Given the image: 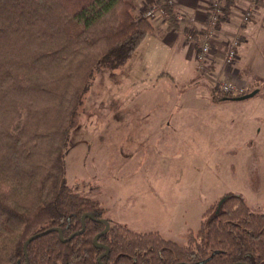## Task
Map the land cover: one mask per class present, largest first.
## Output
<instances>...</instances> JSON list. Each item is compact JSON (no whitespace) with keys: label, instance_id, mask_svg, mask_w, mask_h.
Returning a JSON list of instances; mask_svg holds the SVG:
<instances>
[{"label":"trees","instance_id":"1","mask_svg":"<svg viewBox=\"0 0 264 264\" xmlns=\"http://www.w3.org/2000/svg\"><path fill=\"white\" fill-rule=\"evenodd\" d=\"M235 2L225 0L217 29ZM136 7V0H0V264H264V212L237 192L216 200L184 244L159 232L136 236L117 222L99 238L102 247L94 244L105 228L97 219L108 218L69 185L68 140L95 70L123 67L154 31ZM165 11L172 25L175 9ZM211 96L238 97L215 87ZM86 213L94 218L69 238ZM56 227L65 240L51 230L24 254L29 237Z\"/></svg>","mask_w":264,"mask_h":264},{"label":"crops","instance_id":"2","mask_svg":"<svg viewBox=\"0 0 264 264\" xmlns=\"http://www.w3.org/2000/svg\"><path fill=\"white\" fill-rule=\"evenodd\" d=\"M144 1L136 0V11L139 14L145 11L144 6L141 7ZM161 3L162 0H151V5ZM211 3L212 0H179L175 8L176 20L171 22L172 25L169 24L167 16H158L156 20L151 19L154 31L147 36L134 56L119 68L123 71L118 79L121 83L120 87L126 86L132 89L141 87L145 94L148 93V87L151 85H154L153 89H155L159 83L168 81L175 86L177 80L186 82L188 79L196 83H187V87L184 85L182 89L178 88L179 94L182 93L183 96L193 93L194 89L201 90L198 95H187L189 97L185 101L179 102L178 98L171 109H165L169 115L165 116L167 122L163 123L164 125L152 129L149 133L144 132L143 129H137L136 143H143L136 145L133 154L124 159L119 157L124 147L122 143L118 145L114 155L107 154L109 161L106 165L108 168H115V171L114 175L110 176L112 182L109 184L108 192L98 189L97 198L107 208L108 215L115 222L121 223L136 233H150L158 230L165 239L175 241L176 237L181 239L175 233V230L179 228V209L183 210L187 197L196 200L202 188L208 189V179L203 182L201 178L202 165L211 166L213 154L212 150H207V147H213V141L216 140L212 138V130L198 127L197 123L189 126V122L192 121L193 124L199 112L202 115L207 114L213 106L246 101L229 100L217 104L209 91L211 84L197 71L195 48L198 49L206 33L211 15ZM248 9L252 11V16L249 20H245L242 13L243 10ZM186 32L192 33L193 39L185 38ZM263 35L264 0H236L229 15L210 40L212 52L218 51L217 55H221L225 42L241 39L236 47L238 59L236 66L239 73L241 70L238 64L242 61L241 57L257 48V41ZM242 46L244 47L241 49ZM222 62L223 58L214 56L212 70L228 67ZM187 68L192 72L187 73ZM185 76L189 78L185 79ZM178 91L176 88L177 94ZM145 102L151 103L143 97L140 98L139 104L143 106L139 109L141 116L146 114L149 118L151 114L147 113ZM152 103V109L158 113L161 112L159 106L165 107L158 97H154ZM131 104L130 101L125 107L130 109ZM121 109L124 110V107ZM131 112V109L126 111L133 117ZM151 117L154 118V116ZM144 120L146 121V117L142 118V121ZM209 120L211 123L215 121L213 117ZM108 150H110L109 147ZM196 158L202 164H196ZM122 160L124 161L120 162ZM190 167H194V171L192 170L189 177L187 173ZM187 178H190V181L184 182ZM124 181H131L132 184L123 186ZM181 184L188 189L181 188ZM163 204L166 205V209L163 208ZM197 205H200V202ZM194 209L192 208V212L195 211ZM197 211H201L200 206Z\"/></svg>","mask_w":264,"mask_h":264},{"label":"rangeland","instance_id":"3","mask_svg":"<svg viewBox=\"0 0 264 264\" xmlns=\"http://www.w3.org/2000/svg\"><path fill=\"white\" fill-rule=\"evenodd\" d=\"M143 6L145 11L137 14L144 16L145 12L154 4L151 5V0H145L141 4V7ZM156 17L152 19H158L157 15ZM149 20L151 21L150 18ZM151 23L154 27L153 22ZM205 37L206 35L204 34L202 39ZM185 38H187L186 35ZM238 41L240 42L241 39H238ZM233 42H225V46H222L223 52H220L221 55H217L218 51H214L215 53L212 52V55L208 56L207 69L205 67L200 68V62L196 58L197 71L212 85L208 84L210 86V94L214 91V87L218 88L220 93H223L222 89L224 86L231 82L236 84L238 88L243 86L245 88L244 93L255 89L259 91L243 103L213 106L207 111V114L203 115L199 112L198 118L193 120V124L192 121L189 122V126L197 123L196 126L198 127L212 130V138L216 140L213 141V147H207V150H212L213 154L211 166L202 165L201 178L203 182L208 179V189L202 188V192L197 195L198 198L196 200L187 197L185 199V207H183V210L179 209L180 222L179 228L175 230V233L181 239L178 237H176V241L165 239L158 230L142 234L133 231L136 236L151 235L153 232H159L165 241L171 240L178 244H184L189 230L198 231L203 213L216 200L228 192L242 194L250 207L264 212V35L257 41V48L246 54V56L241 57L242 61L238 64L241 70L239 73L236 66L237 57L235 61L233 60L234 62H227V54ZM195 49L198 53V49ZM242 54L244 53L242 52ZM214 56L223 58L222 64L228 67H224V69L218 67L212 70ZM186 72L192 71L187 68ZM122 73L123 71H120L119 68L100 67L95 70L89 89L84 94L82 104L75 116L68 140L66 172L69 185L75 191L94 198L100 204L101 202L97 198L98 189H103L105 193L108 192L109 184L112 182L110 176H113L115 171V168H108L106 165L109 161L107 154L114 155L118 145L122 143L124 144L122 155L118 156L122 157V159L130 156L134 153L136 145L143 143H136L137 129H143L144 132L149 133L152 129L164 125L163 123L167 122L165 116L168 114L165 109H171L172 104L178 98L180 99L179 102H182L189 97L187 95H198L201 92L197 88L194 89L193 93L183 96L182 93L179 94L178 88L182 89L184 85L187 87V83H196V81L188 79L186 82L177 80V85L175 86L168 81L159 83L155 89H153L154 85H151L148 87V93L145 94L142 92L141 87H133V89L126 86L120 87L121 83L118 79H120ZM184 78L189 77L185 76ZM243 78L248 80V82L245 79L243 80ZM203 84L207 86L206 83ZM176 88L178 94L176 93ZM232 89L235 88L232 87ZM228 93L230 92L223 94ZM237 95L240 96V94ZM142 97L151 102H145L144 106L147 108V113H150L154 118L151 116L147 118L146 114L141 116L139 107L143 105L139 104V100ZM154 97L160 98L163 105H165V107L159 106V109H161L159 113L152 109ZM130 101L132 103L130 109L134 115L133 117L126 113L130 109L126 108L127 106L125 107V105ZM217 104H220V102ZM121 107H124V110ZM143 117H146V121H142ZM210 117L215 119L213 123L210 122ZM21 123L22 120L18 121L13 130L19 129ZM136 124L141 125L137 126ZM108 147L110 150H108ZM215 147L216 151H214ZM203 149L204 147H202ZM195 162L196 164H202L197 158ZM195 169L197 170L198 168ZM192 170L194 171V167H190L187 173L189 177L192 174ZM188 181H190V178L184 180V182ZM131 184V181L123 182V186ZM180 187L188 189L183 184ZM198 202H200V205H197ZM101 206L106 210L105 217L108 218V221L110 220V226L116 223L108 215L107 208L102 204ZM162 206L166 209V205L163 204ZM199 206L201 211L198 212ZM192 208H195V213L192 212Z\"/></svg>","mask_w":264,"mask_h":264},{"label":"built area","instance_id":"4","mask_svg":"<svg viewBox=\"0 0 264 264\" xmlns=\"http://www.w3.org/2000/svg\"><path fill=\"white\" fill-rule=\"evenodd\" d=\"M179 0H162V3L160 5H154L151 8H149L144 16L146 18H155L157 16H167L168 13L165 11V5H170L173 8H176L178 6ZM226 7H225V0H212L211 8H210V20L207 25L206 29V37L200 41L199 47H198V53H197V61L200 62V68L205 67L206 63L209 61L208 56L212 55V45L210 42V39L213 37L214 33L217 30V24L221 21L222 17L225 15ZM245 20H249L252 16L251 10H246L242 13ZM182 18V16H180ZM186 37L188 39H193L192 33L186 32ZM238 45V41H234L232 46L229 48V52L227 54V62L235 61L237 57L236 47ZM233 61V62H234ZM207 69V68H206ZM234 87L235 89H232ZM223 93L230 92L228 94H243L245 91V88L243 86L239 87L234 83H228L224 86L222 89Z\"/></svg>","mask_w":264,"mask_h":264},{"label":"water","instance_id":"5","mask_svg":"<svg viewBox=\"0 0 264 264\" xmlns=\"http://www.w3.org/2000/svg\"><path fill=\"white\" fill-rule=\"evenodd\" d=\"M258 91H259L258 89L252 90V91H250V92H248V93H246V94H243V95H240V96H238V97L233 98V100H246V99H250V98H252L254 95H256V94L258 93ZM86 217L94 218V217H93L92 215H90L89 213L84 214L83 217H82V223H83V228H82V230L77 231L76 233L72 234L69 238H72V237H73L74 235H76V234H81V233L84 231V229H85V218H86ZM97 220L100 221V222H103V223L105 224V228H104V230H102L99 234H97V235L94 237V244H95V246H97V247H102L103 244L99 243V238H100L102 235H104L105 233L108 232V230L110 229V222H109L108 220H106V219H97ZM51 230H57V231L59 232V234H60V238H61L62 240H65V239L63 238V232H62V230H61L60 228H57V227H56V228H51V229H49V230H46V231L41 232V233L34 234L33 236L29 237V238L25 241V243H24V245H23L24 254L27 256V247H28V244H29L32 240L36 239L37 237L41 236L42 234L48 233V232L51 231ZM107 251H108V250H107ZM103 255H104V254H103ZM103 255H102V256H103ZM102 256H101V257H102ZM101 257H99V259H101ZM27 264H29V263H28V259H27Z\"/></svg>","mask_w":264,"mask_h":264},{"label":"flooded vegetation","instance_id":"6","mask_svg":"<svg viewBox=\"0 0 264 264\" xmlns=\"http://www.w3.org/2000/svg\"><path fill=\"white\" fill-rule=\"evenodd\" d=\"M104 230V229H103ZM109 231V230H108Z\"/></svg>","mask_w":264,"mask_h":264}]
</instances>
